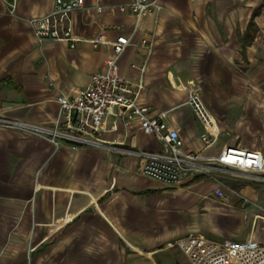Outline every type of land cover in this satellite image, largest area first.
Here are the masks:
<instances>
[{"label":"crops","instance_id":"crops-1","mask_svg":"<svg viewBox=\"0 0 264 264\" xmlns=\"http://www.w3.org/2000/svg\"><path fill=\"white\" fill-rule=\"evenodd\" d=\"M127 1L85 0L72 13L71 46L39 40L28 21L53 0H0V116L53 127L55 96L105 67L111 46L89 40L125 35L119 73L140 86L141 101L166 111L186 150L216 155L238 144L264 155V0H156L139 20L119 9ZM190 81L218 132L205 149ZM99 136L117 147L55 145L0 125V264H157L193 236L264 244L252 227L253 214L264 215L263 173L216 167L212 177L167 184L120 149L158 151L154 136L108 117Z\"/></svg>","mask_w":264,"mask_h":264},{"label":"built area","instance_id":"built-area-1","mask_svg":"<svg viewBox=\"0 0 264 264\" xmlns=\"http://www.w3.org/2000/svg\"><path fill=\"white\" fill-rule=\"evenodd\" d=\"M10 4L14 7L13 0ZM84 6L85 0H53L49 11L32 16L28 21L39 40L66 41L74 46L79 39L72 35V13ZM118 6L122 11L130 10L139 20L151 12L156 6V0H129ZM95 9L100 11L102 5L96 4ZM129 40L125 35H117L114 40L107 41L101 34L89 40L94 47L101 43L111 46V52L104 59L105 67L102 71L93 72L85 87L75 89L72 94L58 93L55 96L58 111L53 127L4 116H0V125L45 137L55 145L64 140L73 147L91 145L115 149L117 144L114 141L105 142L99 136L103 121L108 117L114 126L121 125L128 129L137 125L144 134L152 135L160 141L161 149L158 151L118 148L139 156L141 172L164 183L174 185L194 176L212 177L216 167H232L264 174V155L255 149L229 144L216 155L186 150L178 130L167 122L166 111H158L141 101L140 86L133 85L119 73L117 60ZM141 43L145 44L146 39ZM152 45L151 41L147 43L149 49ZM190 82L187 103L201 123L200 138L205 149L214 144L218 132L213 117L199 96L198 86ZM257 222L264 231V215L253 214L252 227ZM190 241H193L192 250H187L185 245ZM179 246L192 264H264V244L251 237L216 240L193 236L180 242Z\"/></svg>","mask_w":264,"mask_h":264},{"label":"rangeland","instance_id":"rangeland-1","mask_svg":"<svg viewBox=\"0 0 264 264\" xmlns=\"http://www.w3.org/2000/svg\"><path fill=\"white\" fill-rule=\"evenodd\" d=\"M157 264H192V263L189 257L186 256L185 252H182V250L179 249L176 245H172V247L166 250L165 255L163 256L162 259L158 257Z\"/></svg>","mask_w":264,"mask_h":264},{"label":"bare ground","instance_id":"bare-ground-1","mask_svg":"<svg viewBox=\"0 0 264 264\" xmlns=\"http://www.w3.org/2000/svg\"><path fill=\"white\" fill-rule=\"evenodd\" d=\"M192 242L193 241H190L188 244L185 245L187 250H192L191 249ZM147 255H150V253H147Z\"/></svg>","mask_w":264,"mask_h":264}]
</instances>
